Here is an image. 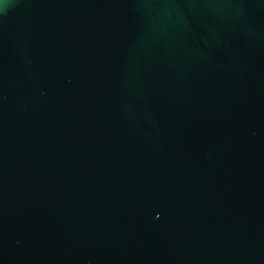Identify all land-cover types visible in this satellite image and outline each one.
Returning a JSON list of instances; mask_svg holds the SVG:
<instances>
[{"label":"water","instance_id":"95a60500","mask_svg":"<svg viewBox=\"0 0 264 264\" xmlns=\"http://www.w3.org/2000/svg\"><path fill=\"white\" fill-rule=\"evenodd\" d=\"M0 264H264V0H0Z\"/></svg>","mask_w":264,"mask_h":264}]
</instances>
